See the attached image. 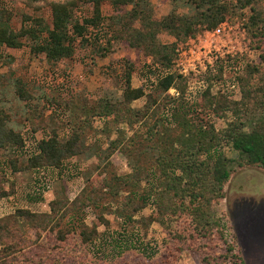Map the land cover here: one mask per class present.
Listing matches in <instances>:
<instances>
[{
  "label": "trees",
  "instance_id": "trees-1",
  "mask_svg": "<svg viewBox=\"0 0 264 264\" xmlns=\"http://www.w3.org/2000/svg\"><path fill=\"white\" fill-rule=\"evenodd\" d=\"M27 1L30 3V0ZM31 1L38 9L44 0ZM163 1L186 8L188 12L179 14L172 11L156 18L148 0H54L48 3L52 28L48 29L41 18H26L19 31L11 28L9 23L13 13L0 2V47L20 49L24 45L22 39L26 38L30 40L33 53L43 54L51 64L72 58L77 45L89 46L103 58L110 46V42L102 43V37H99L104 29L103 7L119 10L132 5L127 15L118 18V28L113 32L112 39L141 52L150 62L146 67L149 76L153 77L156 68L161 74L157 73L145 88H134L131 83L134 67L126 63L121 100L116 103L103 100L98 104V113L104 117L112 116L118 123H143L148 125L151 133L157 123H151V119L156 118L163 106L159 101L162 95L172 107L173 120L179 119L178 125L183 131L176 141L180 149L171 151L166 157H159V172L153 179L145 180L143 193L122 200L119 214L127 222H132L134 216L151 204L156 220L163 222L167 216L176 218V227L167 232L169 244L163 253L165 264H175L182 251H188L197 264H245L232 227L226 225L214 209L224 198V186L233 166H253L264 170V12L261 9L264 0H235V4L228 0ZM82 4L90 5L91 12L89 16L78 19L75 10ZM233 6L250 11L246 28L252 46L261 52V62L238 64L236 59L231 58L218 61L216 72L205 75L206 89L189 101L186 99L189 78L181 77L173 70L177 42L194 37L199 31L213 30L225 20L233 22ZM134 23L138 27L133 26ZM161 34L176 41L164 43L159 38ZM2 59L0 53V63ZM235 66L237 69L233 71ZM223 74L235 77L238 87L236 96L224 86ZM212 80L223 83L214 95L211 93ZM27 86V83L18 80L14 91L19 99H33L32 89L27 90ZM171 87L179 91L178 98L166 94ZM137 100L144 101L140 109L134 110L132 103ZM253 114L258 116L253 118ZM213 119L226 120V127L217 130ZM10 120V115L0 106V153L10 151L12 173L62 170L67 160L84 152L79 129L74 128L67 135H61L59 128L49 129L42 119L36 117L30 131L32 134L41 131L43 135L34 151L25 153L26 139L20 130L10 127ZM222 145L230 147L237 157H227ZM122 179L142 181L135 168ZM2 180L0 200L14 194L13 186L10 190L6 189ZM84 194L81 192L72 201L54 199L49 203L48 213L16 208L13 213L0 217V264H14L20 255L26 259L24 264L41 262L35 259L41 253L28 250V240L21 232L19 219L24 225L47 232L48 241H55L62 248L66 247L69 237L72 239L78 235L81 244L94 250L99 238L95 228L82 226L72 231L69 226H61L67 214L83 211L88 205L89 197ZM140 220L146 223L144 218L140 217ZM147 220L152 222L150 218ZM138 240L135 232L129 234L126 231L124 235L118 234L117 239L112 237L109 248H115L117 254H121L134 247L133 242Z\"/></svg>",
  "mask_w": 264,
  "mask_h": 264
},
{
  "label": "rangeland",
  "instance_id": "rangeland-1",
  "mask_svg": "<svg viewBox=\"0 0 264 264\" xmlns=\"http://www.w3.org/2000/svg\"><path fill=\"white\" fill-rule=\"evenodd\" d=\"M52 1L44 0L36 9L31 0L30 3L27 0H0L13 13L9 24L15 31L20 30L26 18H41L48 29L52 28L48 5ZM228 1L235 4V0ZM148 2L156 18L172 11L179 14L188 12L186 8L167 1ZM131 9L132 5L119 10L103 7L104 29L99 37H102V43L110 42L109 52L103 58L91 47L77 45L72 58L51 64L43 54L33 53L30 40L26 38L22 39L24 45L20 49L0 47L3 56L0 63V106L10 115V127L23 133L26 139L25 153H32L43 135L41 131L34 134L30 131L36 117L42 119L49 129L59 128L61 135H67L71 129H79L83 140L84 152L67 160L62 170L12 173L10 151L0 153V179H3L6 189L10 190L12 186L14 189L11 197L0 200V217L13 213L16 208L48 213L49 203L54 199L72 201L81 192L89 197L84 210L67 214L61 226H69L72 231L82 226L95 228L99 238L94 250L81 244L78 235L72 239L69 237L66 247L62 248L57 242L48 241L47 232L24 225L23 220L19 219L21 232L28 240V250L41 253L35 257L37 261L41 260L38 264H165L163 253L169 244L167 232L176 227V218L167 216L163 222L156 220L154 207L149 204L134 216L132 222H127L118 210L124 198L143 193L145 180L153 179L159 172V157H166L171 151L180 149V144L176 142L183 131L178 125L179 119L173 120L172 107L162 95L159 101L163 106L156 118L151 119V123L157 122L151 133L148 125L143 123H118L114 117H104L98 113V104L103 100L111 103L121 100L126 63L134 67L131 81L134 88H145L157 73L161 74L156 68L153 77L149 76L146 67L150 62L141 52L112 39L113 32L118 28V18L127 15ZM261 9L264 12V2ZM232 10L233 22L224 21L231 28L228 29L229 35L217 39L216 47L233 49L242 56L233 58L238 60V64L261 62V52L252 46L246 28L250 11L236 6ZM90 12L91 6L82 4L75 10V16L81 19L89 16ZM206 31L211 30L199 31L196 36L177 42L176 59L182 50L191 47L190 39L203 36ZM159 38L164 43L176 41L166 34H161ZM18 80L29 85L25 88L32 89L33 99L21 100L15 94ZM212 82L217 84L214 89L212 87L211 93L214 95L220 88V82ZM143 101H134L133 109H140ZM257 116L253 114V118ZM213 120L217 130L227 125L226 120ZM222 147L227 157H237L230 147ZM133 168L137 169L142 181L122 179ZM42 178L48 180L49 191H45ZM223 192L224 198L214 213L232 227L245 264H264V170L253 166H233ZM149 218L152 219L150 223ZM126 231L129 234L135 232L139 240L133 242L134 247L117 254L115 248H109V241L112 237L117 239L118 234L124 235ZM25 260L20 255L14 264H24ZM175 264H197V261L188 251H182Z\"/></svg>",
  "mask_w": 264,
  "mask_h": 264
},
{
  "label": "built area",
  "instance_id": "built-area-1",
  "mask_svg": "<svg viewBox=\"0 0 264 264\" xmlns=\"http://www.w3.org/2000/svg\"><path fill=\"white\" fill-rule=\"evenodd\" d=\"M228 29L231 30L226 22L221 23L215 29L206 31L203 36L190 39L191 47L187 50H182L181 53L178 54V58L174 62L173 70L181 77L189 78L186 90L187 100L190 101L195 99L206 89L207 82L205 80V75L207 73L212 75L216 72V63L218 61L229 58L233 59L238 55L233 49H221L220 47L217 48L215 45L217 39L221 40L223 36L228 37ZM241 57L242 56H239V58ZM235 67L233 71L237 69V66ZM223 79V83H225L224 86H226L227 90L236 96L238 94V87L235 77L223 74ZM223 83H219L220 87H223ZM211 84L212 92V87L214 89L217 84L213 82ZM166 94L171 98H178L180 95L179 91L173 87H171ZM44 178H42L43 186L45 191H49L50 185L48 180Z\"/></svg>",
  "mask_w": 264,
  "mask_h": 264
}]
</instances>
